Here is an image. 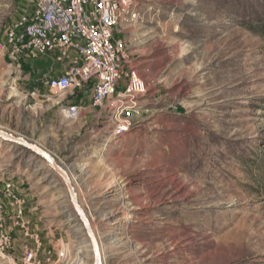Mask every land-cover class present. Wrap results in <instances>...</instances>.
<instances>
[{
    "label": "rangeland",
    "instance_id": "obj_1",
    "mask_svg": "<svg viewBox=\"0 0 264 264\" xmlns=\"http://www.w3.org/2000/svg\"><path fill=\"white\" fill-rule=\"evenodd\" d=\"M134 2L136 15L116 37L143 92L115 108L92 106L91 85L59 98L33 69L48 55L23 58L19 68L0 36V129L44 147L68 171L96 237L108 245L103 264H264V0ZM32 4L0 0V32ZM124 86L121 80L117 90ZM79 96L76 118L53 105ZM6 180L25 200L43 264H93L67 188L44 160L0 141V190ZM112 184L122 186L121 200L102 199ZM4 199L16 262L0 256V264H23L35 244ZM107 212L118 214L105 224ZM126 232L134 250L116 246ZM63 247L64 260L55 249Z\"/></svg>",
    "mask_w": 264,
    "mask_h": 264
},
{
    "label": "built area",
    "instance_id": "obj_2",
    "mask_svg": "<svg viewBox=\"0 0 264 264\" xmlns=\"http://www.w3.org/2000/svg\"><path fill=\"white\" fill-rule=\"evenodd\" d=\"M135 15L134 0H34V8L10 23L4 33L1 30L0 36L5 38L3 47L9 59L19 68L23 58L36 60L49 54L54 55L58 64H69L66 71L57 76H43L42 86L50 93L64 99L91 85L94 107L110 105L115 108L123 98L135 97L145 89L143 78L131 65L124 42L116 37L123 22ZM121 80L125 86L118 91ZM39 93L40 90H34L30 95L39 98ZM46 99L51 102V96ZM61 102L62 99L56 100L53 105L61 107V112L69 118L79 116L77 103L62 106ZM3 182L0 256L16 262L9 254L13 239L6 228L4 198L7 197L16 207L15 224L35 244L33 248L26 247L23 264H43L40 258L43 244L39 234L30 233L31 221L26 219L25 200L13 191L10 181ZM55 249L58 259H67L65 248ZM51 261L52 257H48L45 263Z\"/></svg>",
    "mask_w": 264,
    "mask_h": 264
},
{
    "label": "water",
    "instance_id": "obj_3",
    "mask_svg": "<svg viewBox=\"0 0 264 264\" xmlns=\"http://www.w3.org/2000/svg\"><path fill=\"white\" fill-rule=\"evenodd\" d=\"M0 141L17 146L19 149L24 151L26 155H34L37 158L44 160L48 167L62 179L67 188L71 204L76 211L79 221L81 222L85 234L90 242L93 254V264H103L99 241L94 233L90 219L88 218L83 206L80 203L78 193L68 171L62 165H60L54 156L44 147L38 145L37 143L31 142L24 136H18L0 129Z\"/></svg>",
    "mask_w": 264,
    "mask_h": 264
},
{
    "label": "bare ground",
    "instance_id": "obj_4",
    "mask_svg": "<svg viewBox=\"0 0 264 264\" xmlns=\"http://www.w3.org/2000/svg\"><path fill=\"white\" fill-rule=\"evenodd\" d=\"M12 93H13V95H16L17 97L19 96V95H21L19 92L20 91H18V88H16L15 86H13V88H12V91H11ZM11 93V94H12ZM13 97V96H12ZM21 97V96H20ZM67 113V112H66ZM121 127V126H120ZM123 128L122 129H124L125 128V126H122ZM89 167V165H88V163H85V165H84V169L85 170H87V168ZM123 194H125V193H123V188H122V186H120V185H114V184H112V185H110L107 189H105V191L103 192V194H102V199H109L110 197H116L115 199L116 200H121L122 199V195ZM123 198H125V197H123ZM125 200V199H124ZM123 200V201H124ZM121 202V201H120ZM103 212V211H102ZM117 214H118V212L117 213H115V212H107V213H104L103 214V222L105 223V224H108V223H110V221L111 220H114V218H116V216H117ZM124 214V213H123ZM102 215V214H101ZM127 216H126V218L129 220V222H130V220H131V218H133L134 216V212H133V209H130V210H128V213L126 214ZM127 221V220H126ZM119 222V221H118ZM125 223V222H124ZM124 225V224H123ZM122 225H119V223H118V226H117V228H120ZM122 228V227H121ZM128 228V227H127ZM119 230V229H118ZM128 232V231H127ZM126 232V237L125 238H118V240H117V242H115L116 243V246L117 247H124L125 249L126 248H128V249H130V250H134V245H133V241L131 240V238L129 237V235H128V233ZM95 233V232H94ZM125 235V234H124ZM128 235V236H127ZM119 237V236H118ZM121 237V236H120ZM98 239V238H97ZM99 241V240H98ZM101 243V245H100V251H101V259H102V262L104 261L105 262V255H107L106 254V250H107V246L105 247L104 246V244L102 243V241H100L99 242V244ZM110 251V250H109ZM136 251V250H135ZM111 252V251H110Z\"/></svg>",
    "mask_w": 264,
    "mask_h": 264
},
{
    "label": "crops",
    "instance_id": "obj_5",
    "mask_svg": "<svg viewBox=\"0 0 264 264\" xmlns=\"http://www.w3.org/2000/svg\"><path fill=\"white\" fill-rule=\"evenodd\" d=\"M33 8H34V0H33V4L29 8H27L24 13L30 12ZM68 66H69L68 63L58 64L55 61V59H54V55L49 54L48 56H46V57H44L42 59H39V61L37 62V64L35 65V67L33 69L37 70L43 76L44 75L57 76V75L63 73L64 71H66ZM88 93L90 94V101H91V104H92V93H93L92 86L90 87V90H89ZM81 97L82 96H79V97L75 98L76 99L75 103H77L79 105V107H80V103L79 102L81 101ZM92 106H93V104H92Z\"/></svg>",
    "mask_w": 264,
    "mask_h": 264
}]
</instances>
